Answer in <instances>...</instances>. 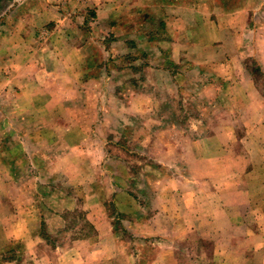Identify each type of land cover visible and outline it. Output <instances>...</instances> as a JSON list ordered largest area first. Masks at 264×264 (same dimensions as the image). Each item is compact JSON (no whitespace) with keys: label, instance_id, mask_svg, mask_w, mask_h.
I'll return each instance as SVG.
<instances>
[{"label":"rangeland","instance_id":"rangeland-1","mask_svg":"<svg viewBox=\"0 0 264 264\" xmlns=\"http://www.w3.org/2000/svg\"><path fill=\"white\" fill-rule=\"evenodd\" d=\"M0 264H264V0H0Z\"/></svg>","mask_w":264,"mask_h":264}]
</instances>
